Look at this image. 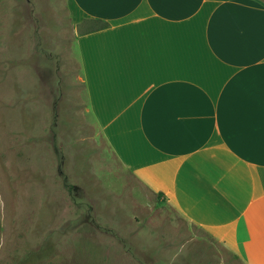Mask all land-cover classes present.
<instances>
[{
    "label": "crops",
    "instance_id": "0c3cea01",
    "mask_svg": "<svg viewBox=\"0 0 264 264\" xmlns=\"http://www.w3.org/2000/svg\"><path fill=\"white\" fill-rule=\"evenodd\" d=\"M68 3L85 113L121 166L264 264V1Z\"/></svg>",
    "mask_w": 264,
    "mask_h": 264
},
{
    "label": "rangeland",
    "instance_id": "374dc122",
    "mask_svg": "<svg viewBox=\"0 0 264 264\" xmlns=\"http://www.w3.org/2000/svg\"><path fill=\"white\" fill-rule=\"evenodd\" d=\"M79 30L68 0H0V264H241L121 166Z\"/></svg>",
    "mask_w": 264,
    "mask_h": 264
}]
</instances>
